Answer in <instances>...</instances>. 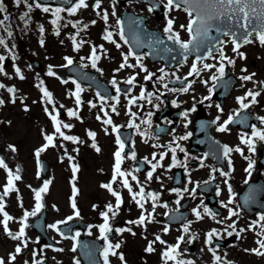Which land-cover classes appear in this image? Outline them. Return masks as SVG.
<instances>
[{
  "label": "rangeland",
  "instance_id": "rangeland-1",
  "mask_svg": "<svg viewBox=\"0 0 264 264\" xmlns=\"http://www.w3.org/2000/svg\"><path fill=\"white\" fill-rule=\"evenodd\" d=\"M161 1L164 5L166 4V0ZM32 2L33 0H29V3ZM87 3L89 7L79 9L75 15H69L67 10L61 13L62 19L59 22V35H57L56 26L51 23L55 18L51 11L45 13L42 9L33 7L29 14L28 26L25 27L24 21L20 19L26 10L25 6L21 4V6L17 7L14 0H4L7 14L10 17L6 23L10 27L16 24V30L10 29L13 35L8 37L7 32L3 28H0V37H3L7 43V48L0 45V55L5 57V60L0 62L3 64V72H0V84L4 85V87L0 88V100L4 102L0 105V159H3L8 166L7 170L0 168V196H3L4 211L13 217L8 223V229L13 234H16L22 226L20 221L23 219L24 213L26 211L32 212L35 209V191L42 188L45 182L50 181L48 191L42 193L41 202L43 207L40 212L46 206L49 208L47 229L51 238L61 244V248L59 249H62V251H56V249L48 245L41 244L38 235L30 228L32 222L40 212L35 216L28 217L26 221L28 227L25 228V237L20 241L11 239L5 232L2 224L3 213H0V258H3L5 262L13 264L9 257L15 254L16 247L20 246L22 247V252L16 255L14 264H25V262L33 264L35 256L50 260L53 264H75L79 260L77 249L75 252L72 251L76 241L71 238H65L66 236L61 235L59 231L50 226L58 225L60 228L69 222L81 221L85 223V227L74 229V236L79 232L80 235L78 237L86 235L92 238H99L101 236L99 226L104 224L102 213L107 211L106 206L111 204L117 213L115 216L109 213L111 223L109 221L108 223L111 229L115 225H118V229H131V231L115 232V239L112 241L113 243L116 240H121L122 246L117 250H120V255L126 254V261L131 262L129 264H144V260L146 261L149 258L146 249L150 242L152 245L157 244L159 248L153 254V257L150 258L151 263L148 264H163L161 252L169 250L170 247L177 244L180 245L178 255L176 256L177 260L191 261L192 264H216L213 255V252H215V255L221 258V264L233 263L234 249L223 250L213 247L211 242L209 243L207 240V234L212 230H216L219 235L214 236L213 239H224L228 232H232L233 230L228 225L234 224L235 216L228 219L229 211L219 218H213V216L205 213V196L198 195L196 192L199 185H188L186 188L187 193L194 192L196 195L192 205V218L188 224L191 237L186 243H182L180 240L184 231L177 228H169L162 220L159 221L158 219L153 225L147 224L141 227H137L135 223H129L130 221L138 220L137 211L147 217H149L148 212L151 213L152 211L154 213L153 203L148 204L144 202L143 209L139 205H136L134 208L136 214L133 213V209L129 212L121 210V207L116 209V198L114 199L111 193L101 187L102 184L109 183L108 170H111L112 162L114 161L113 153L119 147L111 131L113 125L117 128L126 129L129 128V123L132 122L140 126V132L135 133V136H139L136 137V141L134 136L133 142L135 146L133 149L135 159H131L133 152L123 153V156L130 159L131 165H133V162L135 165L136 159H142L141 154H146L145 151L156 156L158 161H161L160 153L156 154L155 150L161 151L162 149L156 148L150 139L155 127L152 117L156 110L152 111L150 117L146 115L140 116L139 113L142 112L141 106L129 104V100L135 98L141 103H146L148 108L158 107L160 97L155 91H159L162 96L163 89H161V86L164 85V80H146L145 77L148 73L156 75L160 71V64L150 63L148 59L143 60L141 63L148 69L147 73L142 71L138 66L120 69V65L124 63L123 56L129 54L130 50L128 44L124 43V40L120 38L117 19L121 20L122 9L128 8L137 14H148L150 18L148 25L151 28L163 31L167 19L172 18L175 20L174 29L180 32L182 40L187 41L189 39L188 33L179 28L180 25L187 24V14L183 10H172L171 12L167 10L164 17L158 20L149 11L150 7L147 5L131 2L121 4L117 0H102V6L99 11L101 13L103 11L108 12L109 19L106 25L100 16L97 15V10L94 9L95 0H87ZM113 3H115V15H112ZM50 8L54 9V7ZM92 21H95V24ZM72 24H77L78 28H74ZM40 26L44 28L43 33L40 32ZM85 26H87L86 29ZM106 31L113 32L112 38L120 44L119 48L115 44L103 39ZM72 36L76 37L77 43L83 41L79 51L74 49ZM41 40H43V45L40 43ZM93 46L96 47L97 55L100 57L96 68L91 66L89 59ZM223 50L227 57L235 60V69L233 68V71L239 78V87L230 97L226 107H234L236 105L237 98L242 94L241 87L257 89L256 92H260L259 96L264 98V46L259 43L258 38L255 37L251 43L239 49L240 52L244 53L243 58L233 51V44L230 40L224 42ZM65 57H70L73 63L81 66L87 65L86 69L96 71L104 81L111 85L113 79L116 80L118 86L121 83H125L130 77L135 76L136 79L132 84V91L117 94L119 103L122 104L124 110L118 111L116 109V112H112V107L116 108L117 104H119L117 103V97L114 100L104 98V101H101L100 97L102 96H98L92 88L82 86L79 83L83 89L80 93L82 103L77 105L75 96L72 95L76 91V84L72 82L75 80L66 74L68 66H64L67 63ZM82 57L84 58L83 60L81 59ZM32 59L39 60L42 68H34L31 63ZM127 63L136 65L137 61L135 57L133 58L130 55ZM207 64L216 65V67L211 72L206 70L201 77L194 81L191 89L186 92L187 97L197 95L195 94V88L199 90V96H202V98L210 95V92H205V89L208 86L211 87L212 84L209 83L208 85L207 83L205 85L203 81L209 82V78L213 74H216V69L220 66L219 57L207 61ZM50 67L55 73L54 76L47 75ZM17 68L24 79H20V75L16 72ZM97 68L100 71H97ZM117 69L120 70L117 71ZM243 69L247 71H243ZM179 70V74L187 73L188 66L181 67ZM242 76H252V80H241ZM41 81L43 82V87L47 88L52 94L53 103H47L40 88L37 87ZM63 81H67V83ZM145 86L149 88L147 93ZM8 88H15L16 90L15 103L12 102L13 95L8 92ZM142 91L145 94V99H139ZM149 94H151L150 97ZM92 104H95L96 107H92ZM262 107L261 109L259 106H256L255 110L260 111V114L264 116V106ZM45 108L53 114L59 108L63 109L65 114L62 115L63 117L59 116L58 118L62 124L66 123L71 125V127L67 129L62 128V131L65 135L79 138L81 143L63 140L62 137L56 134L53 122L48 112L45 111ZM69 110L77 111L79 119L69 116ZM105 111L115 115L112 125L103 123L106 119L104 115ZM130 112L136 114L134 120L129 114ZM97 116L100 119H97ZM148 119L151 120L150 125L143 122ZM260 130H264V128ZM89 132L96 134L95 141L88 136ZM45 134L56 136L54 140L56 146L48 147L37 158L35 155L36 151L47 143L44 139ZM141 136L147 138L144 139ZM93 143L100 149L99 152L93 147ZM261 143L263 142L258 141L256 143L257 147ZM10 145L16 148L15 152L10 150ZM68 156L73 157V159L70 161ZM41 159L46 161L47 169L45 175L40 171ZM73 164L79 168V171L75 175L72 172ZM153 164L157 163L154 162ZM169 164L173 165V162ZM237 164L239 162L235 158L234 165ZM159 165L157 167L159 172L154 173L155 175L152 176L151 180L147 178L148 175L139 177L135 174V170L132 167L128 168V171L132 174L130 176V184L133 192H137L141 187H144L148 189L145 191V198L149 191H151L158 194L160 199L161 191L159 193L158 186L162 185V183L159 181V184L156 185L154 182L156 181L155 177L158 176L160 178L165 169L161 166L162 164L159 163ZM17 169H19L18 174L21 179L15 181L16 190L4 195V188L7 186L8 180V170H11L13 174H17ZM240 172L241 170L234 168L231 169L230 175L227 177L220 174V185L214 189V194L222 206L223 204H227L231 198V194L228 191V185H231L234 202L228 204L227 210L231 208L238 212L237 197L246 185L245 178H241L244 181L243 183L236 180L238 175H241L239 174ZM259 174L264 175V172L258 170ZM188 175L189 179L202 181L210 175V169L208 166L204 168H190ZM132 176H135L136 180H133ZM73 181L75 182V187L78 189L76 205L80 213L79 217L75 216V212L71 207ZM218 191L219 195H217ZM119 194L124 203H136L127 188L123 187L122 192H119ZM137 198L139 199V197ZM154 203L157 211L159 209L162 213L166 203H161L160 208V203ZM197 209L201 213L202 218L200 219H197L195 215L194 210ZM70 216L74 218L68 220ZM66 220L68 221L67 223H61ZM132 233H135V235ZM157 236L164 241L163 244L156 240ZM109 241L111 240L109 239ZM23 242H27L26 248H23ZM186 244L191 245L193 249L192 253L185 249ZM79 264H81L80 260ZM164 264H176V260H169L164 262Z\"/></svg>",
  "mask_w": 264,
  "mask_h": 264
},
{
  "label": "snow or ice",
  "instance_id": "snow-or-ice-1",
  "mask_svg": "<svg viewBox=\"0 0 264 264\" xmlns=\"http://www.w3.org/2000/svg\"><path fill=\"white\" fill-rule=\"evenodd\" d=\"M65 2L70 3L71 0H65ZM14 3L17 7L21 6V4H23L25 6V11L24 13L21 15L20 19L24 21L25 23V27L28 26L29 23V14L31 13L33 7L38 8V9H42L43 12L48 13L51 11L52 15L55 17L51 23L56 26V34L59 35V22L62 19L61 13L65 11L64 8L62 7H56V8H50L49 6H43L41 5V3L39 2V0H33L32 3H29V0H14ZM102 6V0H95L94 3V9L97 10V15L100 16V18L104 21V23L107 25L108 23V19H109V15L107 11H103L101 13V11H99L101 9ZM89 7V4L87 3V0H78L77 3H75L70 9H68V14L69 15H75L77 13V11L79 9L82 8H87ZM164 7L168 10V12H171L172 10H183L188 17V22L186 25H180L179 28L183 31H186L188 33L189 39L187 41H184L181 39L180 37V32L176 31L174 29L175 26V20L172 18L167 19L166 22V26L163 29V32L166 34L167 40L171 41L174 45L178 46V48L181 50V54L184 56V59L187 60L188 59V55L193 53V52H197L199 53L201 51V49H206L207 51V56H201V55H197L196 57V62L193 63L191 70L189 72V76L192 75H196L199 76L200 72L203 70H207L209 72L212 71V69L214 67H216V65H210L207 63H203L204 59H207L209 57H213V49H215L218 53H219V57H220V66L216 69V74H213L210 79L213 81V84L215 86V82L218 80H221L224 77L225 74V66L223 61L227 60V63L230 65H234L235 64V60L227 57L224 52L223 49L219 46V44H223V41H220L219 44L215 43L213 41V38L211 36V33L213 31H216L218 33H220L223 36H231L232 37V44H233V51L237 53L238 56L240 57H244V53L240 52L239 49L242 46L240 42H238V36L237 33L235 31H233L234 28H239L240 30H242L243 33V43H251V39L250 37H252L253 35H255L258 40L259 43L264 46V0H166V4L164 5ZM154 8L150 7L149 11H153ZM0 14H4L3 18L0 19V28H3V30L5 32H7L8 37H11L13 35V33L10 31V25L7 24L6 22L9 21L10 17L7 14V10L6 7L4 5V0H0ZM112 15H115V3H113V12ZM254 21L256 23H254ZM69 23H71V21H69ZM93 24H95V21H92ZM133 23L135 24H139L140 21L139 20H134ZM223 24H227L228 27L225 28H221L220 25ZM117 25L119 27V35L120 38L122 40H124V43H128V40L125 39V30H124V21L120 20L119 18L117 19ZM72 26L74 28H78L77 24H72ZM87 26H85L86 29ZM79 30H84V29H79ZM40 32L43 33L44 32V28L43 26H40ZM113 32L112 31H106L105 35L103 36V39L115 44L117 48L120 47V44H118L113 38ZM73 45H74V49L76 51H79L80 45L83 43V41H81L80 43H77L76 41V37L72 36L71 37ZM41 45H43V40L40 41ZM153 41L150 40L149 44H152ZM154 43L156 44H163L164 40L162 39H155ZM137 44L139 46V41H137ZM0 45H3L4 47L7 48V43L6 40L3 37H0ZM168 52H171L172 49L171 48H167L165 49ZM135 56V53L130 51L129 54H126L123 56V60L124 63H122L120 65V69H123L125 67L128 68H133V67H140L142 71L144 72H148V69L145 68L143 66V64L141 63V60L143 59V57L141 56H135V59L137 61L136 65H132V64H128V59L129 56ZM99 56L97 55V50L96 47L93 46L92 48V52H91V56L89 57L90 62H91V66L93 68H96L97 66V62L99 60ZM214 58V57H213ZM13 59H15V57H13ZM82 60L84 59L83 57L81 58ZM5 57L0 55V62L4 61ZM66 60V65L64 66H70L73 64V60L70 57H65ZM202 64V68L198 67V65ZM82 67H87V65H82ZM120 69H117V71H119ZM97 71H100V69L97 68ZM243 71H247L246 69H243ZM0 72H3V64L0 63ZM16 72L18 75H20V70L17 68ZM161 73H164V75L160 76L159 79L163 80L165 78V76H167L168 74L164 71V69H160ZM47 75L49 76H54L55 73L51 70V67L49 68V71L47 73ZM154 73H148V75L145 77L146 80H151L153 77ZM254 75V74H253ZM188 77H185V79H187ZM20 79H24L23 75H20ZM136 77L132 76L130 77L127 81H125V83L132 85L135 81ZM177 79L179 80V77H177ZM241 80L244 81H250L252 80V76H242L240 78ZM64 83H67V81H63ZM74 84H76V91L74 93H72V95L75 96L76 99V104L80 105L82 103L81 99H80V93L83 91V89L80 87V85L78 83H76V81H72ZM194 82V81H193ZM112 85L114 87H116V91L117 93H119L121 90L120 88L117 86V82L115 79H113L111 81ZM182 83V81H181ZM203 83L205 85H207L208 81H203ZM4 87V85L0 84V88ZM37 87L40 88L43 97L45 99V101H47V103H53V99H52V94L48 91L47 88L43 87V82L41 81L40 84L37 85ZM165 88H167V84L164 85ZM191 88V83L188 84L186 87L182 88V89H170V91H182V92H188L189 89ZM9 93H12L13 95V99L12 102L15 103V88H8L7 89ZM209 92H212V89H209ZM97 95L99 96L100 94L97 93ZM260 95L259 92H253V91H248L246 96L243 97H238L237 98V102L240 105V109L241 110H246L249 107H251V104H255L256 103V98ZM151 96V94H149V97ZM248 98H251V103H245V100H247ZM101 101H104V97H100ZM117 103H119V98L117 97ZM139 99H145V94L142 91ZM204 99H211V96H207L204 97ZM150 102V101H149ZM4 102L2 100H0V105H2ZM136 103V99H131L129 100V104H135ZM175 104V101L173 102ZM201 103H203V100H201ZM92 107H96L95 104L91 105ZM178 106V105H177ZM53 107L55 108V105L53 104ZM219 105H217V108L219 109ZM27 110V109H25ZM112 112H116V108L113 106L112 107ZM45 111L48 112V109L45 108ZM191 111H196V108L193 107L191 109ZM220 111L222 112V109H220ZM132 117L133 120L136 118V114L135 113H129ZM48 115L50 116L54 128H55V133L58 134L60 137L63 138V140L66 141H72L73 143H81V141L79 140V138L74 137V136H69V135H65V133L62 131V128H70L71 125L69 124H62V122L59 120V112L57 111L55 114H53L52 112H48ZM68 115L71 117H75L77 119H79V115L78 112L75 110H69L68 111ZM105 117H108L107 119H105L103 121V123L107 124V125H112V119L110 116H108V112L105 111L104 112ZM149 117L151 116V113L148 114ZM188 113L185 112L184 113V117L185 119L187 118ZM240 116V112L237 111L234 113V115L229 116V118L222 124L220 125L217 130L220 132H226L228 131V126L234 122H239V123H243V120H238L237 118ZM97 119H100L99 116H97ZM247 119V118H245ZM262 123H264V117H259L258 118ZM219 121V117H217V121ZM144 123L147 124H151V120L148 119L146 121H143ZM129 127H135V128H139L138 125H136L135 123H129L128 125ZM113 130L116 131L117 133L119 132V129L113 125ZM105 131H107V129H105ZM143 135V133H141ZM190 135V134H188ZM188 135L179 137V139H188ZM88 136L95 141L96 138V134L94 132H89ZM44 139L47 142L43 147H41L40 149H38L35 153L36 157L39 158L40 154L44 151H46V149L48 147H55L56 145L54 144V140L56 139L55 135H48L45 134L44 135ZM257 141L259 142H264V130H260L258 129L255 125H252V132H251V136H249L248 134H241V144L245 145L248 148V151L252 154H255L256 152V143ZM117 144L119 145V150L115 153V165H114V175L112 178V182L114 183L117 179V177H122V184L123 187L128 189V192L131 194L132 199L136 202L137 205H139L142 209L144 207V201H145V192L143 187L140 188V191L137 192H133L132 186L129 183L128 177L130 175H132L129 172H124L121 171V164H122V160H123V156L122 153L124 152V142L120 140L119 136H117ZM155 147H158L159 145H154ZM93 147L96 148V151L99 152V148L95 145V143H93ZM177 147H179V145L177 144ZM10 150L12 152L16 151V148L14 146H9ZM169 150L173 153L172 155V161H173V165L175 166V164L177 163L176 160V156H175V152H176V148L172 147L171 145L168 146ZM78 151V149H77ZM180 151H184L183 148H180ZM222 151H223V156L224 157H229L230 153H232L233 151L238 152L241 156H244V151L242 148L237 147L235 149H232L228 146H223L222 147ZM167 153H164L161 155V159L163 158V155H166ZM68 159L71 161L73 159V157L68 156ZM131 159H135V153L133 152L131 155ZM153 159H156L155 156H153ZM245 159L248 160V167L245 169V171L248 173L249 178L251 176V173L253 171V168L255 166V161L251 159L250 156H245ZM203 164V162H201ZM229 166H231V160L229 159L228 161ZM159 163L157 164H153L152 168L153 171L159 167ZM0 168H4V169H8L7 164L5 163V161L3 159H0ZM139 169H137L138 171ZM79 171V168L77 165L73 164L72 165V172L73 175H75V173H77ZM217 171V169H213V172ZM19 169H17V174H13L11 170H8V180H7V186L4 188V195H7L8 193L15 191V181L20 180L21 177L18 174ZM220 174L222 176H229V173H226L224 171H220ZM147 178L149 180L152 179V172L148 173ZM215 177L213 176V179ZM133 180H136L135 176H132ZM245 183H247V180L245 181ZM49 184L50 181L45 182L43 187L40 188L38 191H35V200H36V204H35V209L32 212H25L24 213V217L23 219L20 221L21 223V228L19 230L18 233L13 234L11 231H9L8 229V223L10 220L13 219V217H11L10 215H8L7 212L4 211V205L2 203L3 200V196H0V213H3V220H2V224L4 227L5 232L11 237V239L13 240H22V238L25 237V228L28 227V224L26 223L27 219L29 216H35L37 215L41 208L43 207L42 205V193H46L48 191L49 188ZM102 188H105L109 193H111L112 196H114L116 198V205L115 208L119 209L120 205L122 204V198L120 196V194L116 191L113 190L112 187V183H108V184H102L101 185ZM228 191L231 194V198L229 199V201L227 202V204H223V207H228V204H231L234 202V194H232V188L231 185H228ZM219 191L217 192V195H219ZM76 195H78V189L75 187V182L73 181V196L71 197V207L73 208L74 212H75V216L79 217L80 213L79 210L77 209V205H76ZM148 198H150L153 202H155L156 200L159 199L158 194L156 193H148L147 194ZM139 197V199L137 198ZM246 198V202H247ZM176 203H179V200L176 201ZM22 206V205H21ZM155 203H153V208H155ZM107 211L102 213L103 219H104V224L99 226V230L101 233L100 238L105 240L106 242L108 241V236L107 233L111 232L112 229L109 226V213H112L113 216H115L117 213L116 211H114L113 206L111 204L107 205ZM164 207H167V205H164ZM195 211V215L197 217V219L202 218L201 217V213L200 211L194 210ZM229 211V217L228 219H231L232 216H238L239 213L231 208L228 209ZM204 212L213 216V218H215V215L207 208H204ZM151 215V214H150ZM74 217H68V220L73 219ZM148 219V217H145L144 215H141L140 219L137 221H130L129 223H135L137 225H143L145 223V220ZM260 221H264V215H262L260 217ZM68 221H62L61 223H67ZM219 223V221H218ZM257 226V222H253V224L251 225V227L254 229ZM260 228L262 229L260 232L257 233L258 236H260L261 238L257 241V244L259 245L258 249H254L253 251L255 252L256 255H261L264 256V223H261ZM50 227H52L53 229L59 231V227L58 225H51ZM229 228H235V224H231L228 225ZM117 232H123V231H131V229H117ZM189 231V226L186 225L184 227V232L188 233ZM243 231V230H241ZM90 234V233H89ZM133 235H135V233H132ZM233 233L232 232H228V235L231 236ZM61 235H63V233H61ZM80 235L79 232H77L75 234V236L73 237H65V238H71L74 241H76V244L73 246L72 251L75 252L76 251V246H78L79 241L76 239L78 236ZM219 234L217 233L216 230H212L211 232H209L207 234V240L210 243L213 239L214 236H218ZM237 236H239V233H236ZM156 240L159 241L161 244L164 243L163 240L160 239L159 236L156 237ZM180 240L183 241V237H180ZM27 247V242H23V248ZM120 247V244H111L110 242L107 243V246L103 249L102 255L104 258V264H109V255H117V252L115 251V249H118ZM178 248H179V244L172 246L169 248L168 251H165L163 253V256L165 258V260H176V264H192L191 261H183V260H177L176 256L178 255ZM154 249L152 247V243L150 242L146 251L148 252H152ZM56 251H62V249H56ZM22 252V247L17 246L15 249V254L10 255L9 259L10 261L14 262L16 261V255L20 254ZM34 255H36L34 253ZM214 255V259L216 261V264H221V258L219 256L215 255V252H213ZM122 261L124 260L123 255H120L119 257ZM0 264H6L5 260L3 258H0ZM25 264H27V262H25ZM35 264H43L42 261L37 260L35 262ZM75 264H79V260H77L75 262Z\"/></svg>",
  "mask_w": 264,
  "mask_h": 264
},
{
  "label": "flooded vegetation",
  "instance_id": "flooded-vegetation-1",
  "mask_svg": "<svg viewBox=\"0 0 264 264\" xmlns=\"http://www.w3.org/2000/svg\"><path fill=\"white\" fill-rule=\"evenodd\" d=\"M170 75L172 77V74ZM167 76H165V78ZM177 77H179V79L183 78L181 74L176 73L175 78L173 79H177ZM195 79L196 77L193 78V81ZM241 88L243 92H245L248 89V87H241ZM170 89H176V88L168 87V90H166V93H168L166 94V96H168L169 101L171 102V106H172L171 115L175 117L176 112L179 111V119L176 123L172 122L169 119V114H167L164 120H167L166 123L172 122V127H171V131L168 133L167 136L164 137V139L169 138L172 141L174 148L177 149L175 152L177 163L175 164V166L171 165L172 171L168 170V172L162 173V175L160 176V179L164 180V181H161L162 185H171L170 187H172L173 189L172 185L174 182V171L178 169H181L185 176V182L183 183V185H203L205 184V182L208 181V178H205L202 181L195 180V179H189V175H188L190 163H196V165H200L202 164L201 162H203L202 165L204 166L205 163L208 162V160H205V159L204 160L207 162L194 159V155L190 151V141L195 132V119L196 117L198 118L199 115H200V120L206 117L214 121L213 132L215 136L221 139L224 143L228 142V143L233 144V142L235 141L236 142L235 145L242 148L244 151V156H241L238 152L234 151L232 154L229 155V157L226 158L227 170H228L227 172L228 173L231 172L232 164L234 163L232 158L234 155L236 157V160L240 164V167H238L237 170H241V172L239 173L241 175L240 176L238 175L236 180H238L240 183H243L244 178L248 181L249 179H252L256 175H258V169L260 170V168L258 167V156L255 160L256 167L254 166L253 171L251 173L253 177L250 176L251 178H249L248 173L245 171V169L248 167V160L245 159V156L251 157V153L248 151V148L245 145L241 144V134H248L249 136H251L252 127L248 130H240V129L233 128L230 124L228 126V131L226 132H220L217 130V128L220 125H222L229 118V116L234 115V113L237 111H239L240 113L244 111L240 109L239 103H237L234 107L230 106L228 108H225V106H220L218 104L220 106L219 108L222 109V113L219 114L218 108L215 107L217 103L210 101V99H204V97L202 98V96H199L200 94L199 90L195 91V94H197L196 96L187 97L186 93L182 91H170ZM246 93L247 92H245L244 95ZM201 100H203V103H201ZM174 101H175V104L173 103ZM245 103H251V101L247 102L245 100ZM193 107L196 108V111L194 112L191 111ZM254 109L255 108L253 104H251V107H249L246 110L254 114V116H258L257 112L254 111ZM185 112L188 113V116L186 119L184 117ZM217 117H219L218 122H216ZM247 123L248 122L245 121V124ZM262 124L263 123L261 122V125ZM185 135H188V139H183V140L179 139V137H182ZM177 144L179 145V147H177ZM180 148H183L184 151H180ZM259 150H260V146H259ZM256 151L258 152L257 145H256ZM148 153L149 152H147L146 154H141V158L143 161H145V163H148L147 161L149 160ZM172 155L173 153L171 152V156ZM229 159L232 162L231 166H229V163H228ZM137 160H140V159H136L135 161ZM165 161L168 163L173 162L172 158L166 159ZM124 165L125 167L129 168V166L131 165L129 158L124 157ZM146 166L149 167V169L147 170L149 171L151 166L150 165H146ZM133 168L136 169V165H134V162H133ZM220 171H224V170L217 169V171H215L214 173V177H217V179L219 177ZM156 172H159L158 169L156 170ZM137 174L141 175L143 173L137 172ZM162 193L164 196H167L168 189L162 190ZM170 194L174 196L175 200L178 198V194H176L175 191H171ZM169 201L170 202L168 203V205L170 207H173V200L170 199ZM242 216H244V218ZM261 216L262 215H258L256 219H253L247 215L241 214V217L239 221L237 222L236 232L234 234L235 239H236L235 240V254H236L235 264H264V256L256 255L255 252L253 251L254 249L259 248L257 241L261 238L260 236L256 234V232H260L262 229L256 230V227L255 229L251 227L253 222H257V225L261 222L260 221ZM236 233H239V236H237ZM7 264H12V263L8 262Z\"/></svg>",
  "mask_w": 264,
  "mask_h": 264
},
{
  "label": "water",
  "instance_id": "water-1",
  "mask_svg": "<svg viewBox=\"0 0 264 264\" xmlns=\"http://www.w3.org/2000/svg\"><path fill=\"white\" fill-rule=\"evenodd\" d=\"M75 1L76 0H71L70 3H67L65 2V0H39V2L44 5L51 4L55 6H62L65 8L71 7ZM121 1L125 2L127 0H121ZM132 1H140L144 3H149L154 8V12L158 13L159 16H162L164 13L161 3L156 0H132ZM122 20L124 21L125 37L127 38L129 44L131 45L132 49L136 53H140L143 51V49L147 48L151 54V58H153L152 60H161L167 67H173L185 61L184 56L181 54V50L178 48V46L174 45L171 41H168L167 39H163L164 40L163 44L154 43L155 39L157 38L161 39V34L155 30L149 29L146 26V22L148 20L147 16L135 15L132 11L125 9L122 13ZM134 20H139L140 23L135 24L133 23ZM254 23L256 22L254 21ZM220 27L226 29L228 25L223 24V25H220ZM233 31L237 33L238 42L243 44L242 30H240L237 27V28H234ZM211 36L213 38V41L217 44H219L220 41H223L225 37L216 31H213L211 33ZM150 40L153 41L152 44H149ZM137 41H139V46L137 44ZM167 48H171L172 51L171 52L166 51L165 49ZM215 52L217 51L213 49V53ZM192 55L207 56V51L206 49H201L199 53L193 52L189 54L188 57ZM33 64L37 68L40 67V63L38 61L34 60ZM68 73L72 75L73 77H75L79 82L92 86L100 94L107 96V97L113 96L110 86L106 84L104 81H102L97 73L85 71L83 68H81L78 65H74L70 67L68 69ZM235 84H236V80L231 78V76L227 74V78L218 80L216 93L219 94L220 96L225 97L227 96V94L229 93V91L232 89V87ZM126 89H128V87H120V90H126ZM219 89H222V90L220 91ZM209 148H212V143H209ZM42 172L43 173L46 172V167L44 165H42ZM251 185L255 187L256 184H251ZM251 187L252 186H250L249 188ZM211 188H212V185H209L204 190L209 192ZM257 190H258V195L254 197L253 199H255L256 203L261 206L263 205L262 197L264 196V183H262V185H260V187ZM74 225L75 224L65 226L62 228V231L65 234L70 235L71 228ZM33 227L41 235L42 239H46L49 241V239L47 238L45 234L44 215L35 221V223L33 224ZM217 243H220V242H217ZM99 245L100 243L98 241L89 240L87 238L80 240L79 252H80V257H81L83 264H101L98 259V251L100 248Z\"/></svg>",
  "mask_w": 264,
  "mask_h": 264
}]
</instances>
